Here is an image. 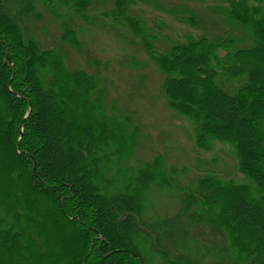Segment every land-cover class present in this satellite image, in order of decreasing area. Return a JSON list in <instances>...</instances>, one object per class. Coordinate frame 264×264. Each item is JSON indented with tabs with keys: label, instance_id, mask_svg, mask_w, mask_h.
I'll use <instances>...</instances> for the list:
<instances>
[{
	"label": "trees",
	"instance_id": "trees-1",
	"mask_svg": "<svg viewBox=\"0 0 264 264\" xmlns=\"http://www.w3.org/2000/svg\"><path fill=\"white\" fill-rule=\"evenodd\" d=\"M122 1L112 24L124 20L150 51L194 144L230 145L246 181L203 174L181 190L160 157L129 165L139 128L107 112L96 73L29 34L40 8L63 1L0 0V264H264V0H230L227 23L250 44L200 36L166 51L127 14L146 0ZM73 27L61 42L78 49ZM167 196L174 210L162 216Z\"/></svg>",
	"mask_w": 264,
	"mask_h": 264
},
{
	"label": "rangeland",
	"instance_id": "rangeland-1",
	"mask_svg": "<svg viewBox=\"0 0 264 264\" xmlns=\"http://www.w3.org/2000/svg\"><path fill=\"white\" fill-rule=\"evenodd\" d=\"M62 1L63 4L56 2L50 9L40 8L37 19L29 23V34L43 49H56L68 68L96 73L106 89L103 104L107 112L112 114L115 110L119 116H129L139 128L129 165L142 166L160 157L166 177L171 183L174 180L180 184L181 190L203 174L246 181L237 170L239 161L230 145L214 141L208 151L194 144V126L170 108L162 90L163 71L150 51L151 56L124 20L121 25L112 24L115 0H79L90 1L84 11L87 21L76 14V0ZM230 8V0H146L129 4L127 14L141 21L145 35L157 51L200 36L226 42V36L236 35L235 45L246 46L250 39L242 37L239 30L232 31L227 23ZM64 23L68 27L74 25L80 48L61 42ZM165 198L158 209L162 216L173 211L175 205L173 198Z\"/></svg>",
	"mask_w": 264,
	"mask_h": 264
}]
</instances>
